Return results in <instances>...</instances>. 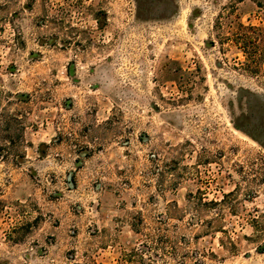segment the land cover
Listing matches in <instances>:
<instances>
[{
    "label": "rangeland",
    "instance_id": "374dc122",
    "mask_svg": "<svg viewBox=\"0 0 264 264\" xmlns=\"http://www.w3.org/2000/svg\"><path fill=\"white\" fill-rule=\"evenodd\" d=\"M0 264H264V0H0Z\"/></svg>",
    "mask_w": 264,
    "mask_h": 264
},
{
    "label": "trees",
    "instance_id": "16d2710c",
    "mask_svg": "<svg viewBox=\"0 0 264 264\" xmlns=\"http://www.w3.org/2000/svg\"><path fill=\"white\" fill-rule=\"evenodd\" d=\"M231 10H232V6H231ZM227 14H230V11ZM217 22H216V26H217V24H219ZM240 27L244 28L242 25H240ZM247 30H250V28H247ZM216 38L219 39V34H218V36H216ZM233 38H231V35L229 34L228 36H225L224 40L228 41V43H233V44L240 43L242 45L244 43L248 44L251 42L253 46L255 45L254 43L256 42V40H254V39L252 40L251 38H249V37L247 38L246 36L243 37V36H238V35L236 36L235 35V36H233Z\"/></svg>",
    "mask_w": 264,
    "mask_h": 264
}]
</instances>
